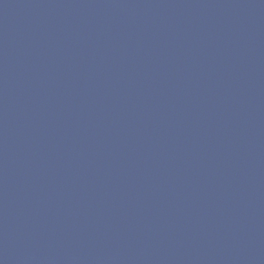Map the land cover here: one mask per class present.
Returning a JSON list of instances; mask_svg holds the SVG:
<instances>
[{"label":"water","instance_id":"water-1","mask_svg":"<svg viewBox=\"0 0 264 264\" xmlns=\"http://www.w3.org/2000/svg\"><path fill=\"white\" fill-rule=\"evenodd\" d=\"M0 264H264L189 0H0Z\"/></svg>","mask_w":264,"mask_h":264}]
</instances>
